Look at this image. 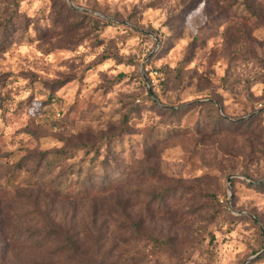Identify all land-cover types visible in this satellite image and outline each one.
Segmentation results:
<instances>
[{
  "label": "rangeland",
  "instance_id": "374dc122",
  "mask_svg": "<svg viewBox=\"0 0 264 264\" xmlns=\"http://www.w3.org/2000/svg\"><path fill=\"white\" fill-rule=\"evenodd\" d=\"M0 264H264V0H0Z\"/></svg>",
  "mask_w": 264,
  "mask_h": 264
},
{
  "label": "trees",
  "instance_id": "16d2710c",
  "mask_svg": "<svg viewBox=\"0 0 264 264\" xmlns=\"http://www.w3.org/2000/svg\"><path fill=\"white\" fill-rule=\"evenodd\" d=\"M216 108H217V107H216ZM218 115H219V113H218ZM219 116H220V115H219ZM220 117H222L223 119H225V117H223V116H220ZM54 231H55V230H54ZM51 234H55V235H56V234H58V233H57V232H52ZM66 238L68 239L69 242L71 241L70 238H72L73 240L76 239V237L73 236V235H71V236L68 235Z\"/></svg>",
  "mask_w": 264,
  "mask_h": 264
},
{
  "label": "water",
  "instance_id": "95a60500",
  "mask_svg": "<svg viewBox=\"0 0 264 264\" xmlns=\"http://www.w3.org/2000/svg\"><path fill=\"white\" fill-rule=\"evenodd\" d=\"M263 181V180H262ZM259 254H257V255H255V256H253V257H251L249 260H251V259H253V258H255L256 256H258Z\"/></svg>",
  "mask_w": 264,
  "mask_h": 264
}]
</instances>
